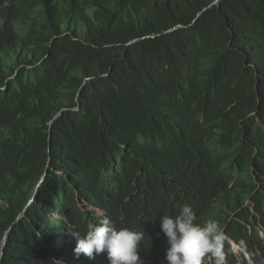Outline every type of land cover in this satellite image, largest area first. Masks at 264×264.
Segmentation results:
<instances>
[{
  "label": "trees",
  "instance_id": "trees-1",
  "mask_svg": "<svg viewBox=\"0 0 264 264\" xmlns=\"http://www.w3.org/2000/svg\"><path fill=\"white\" fill-rule=\"evenodd\" d=\"M213 1L0 0L1 264H110L103 217L166 264L184 204L264 264V0Z\"/></svg>",
  "mask_w": 264,
  "mask_h": 264
},
{
  "label": "clouds",
  "instance_id": "clouds-1",
  "mask_svg": "<svg viewBox=\"0 0 264 264\" xmlns=\"http://www.w3.org/2000/svg\"><path fill=\"white\" fill-rule=\"evenodd\" d=\"M253 168L251 163L250 173L254 182L260 185L261 182L256 178ZM32 201L33 199L27 206ZM243 206L251 209V201L246 199ZM21 216L19 214L17 219ZM233 217L234 213L228 221ZM160 228L169 244L165 256L166 264H203L204 258L209 256L214 260V264H224L225 239L228 240L231 250L237 257L236 264H255L250 252L224 233L225 228H222L215 219L210 218L198 223L196 213L188 204L182 205L176 216L163 214L160 218ZM257 231L259 237L264 236L261 225H257ZM71 234L77 241L74 248L77 256L83 254L93 258L94 254L106 252L110 264H143L140 256V246L144 239L143 231L130 227L117 228L107 217H103L98 223H89L83 235L79 232H71ZM57 264L66 263L60 260Z\"/></svg>",
  "mask_w": 264,
  "mask_h": 264
},
{
  "label": "water",
  "instance_id": "water-1",
  "mask_svg": "<svg viewBox=\"0 0 264 264\" xmlns=\"http://www.w3.org/2000/svg\"><path fill=\"white\" fill-rule=\"evenodd\" d=\"M215 3H217V0H215V1H213L211 4H210V6H212L213 4H215ZM206 9V7L205 8H203L202 9V11L203 10H205ZM201 11V12H202ZM200 12V13H201ZM199 13V14H200ZM179 26H181V25H177L176 27H179ZM172 29V28H171ZM137 38H135V39H133V40H131L130 42H133L134 40H136ZM60 114V113H59ZM59 114H57V115H59ZM57 115L55 116V117H57ZM44 177V176H43ZM33 199V198H32ZM30 202V201H29ZM24 212V211H23ZM20 213V215H23L24 213ZM11 228H12V225L9 227V229L5 232V234H4V236H3V238H2V240H1V244H0V264H1V261H2V257H3V254H4V246H5V244H6V241H7V238H8V235H9V231L11 230Z\"/></svg>",
  "mask_w": 264,
  "mask_h": 264
},
{
  "label": "rangeland",
  "instance_id": "rangeland-1",
  "mask_svg": "<svg viewBox=\"0 0 264 264\" xmlns=\"http://www.w3.org/2000/svg\"><path fill=\"white\" fill-rule=\"evenodd\" d=\"M79 201V200H78ZM79 204H81V205H83V201L80 199V201H79ZM98 213H101V214H103V211H101V210H99V209H95ZM241 264H243V263H241Z\"/></svg>",
  "mask_w": 264,
  "mask_h": 264
}]
</instances>
